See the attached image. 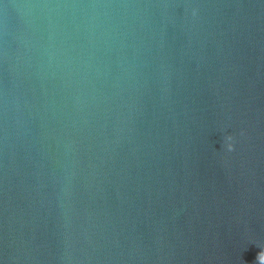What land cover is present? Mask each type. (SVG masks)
Here are the masks:
<instances>
[{"label": "water", "instance_id": "obj_1", "mask_svg": "<svg viewBox=\"0 0 264 264\" xmlns=\"http://www.w3.org/2000/svg\"><path fill=\"white\" fill-rule=\"evenodd\" d=\"M0 264H264V0H0Z\"/></svg>", "mask_w": 264, "mask_h": 264}, {"label": "clouds", "instance_id": "obj_2", "mask_svg": "<svg viewBox=\"0 0 264 264\" xmlns=\"http://www.w3.org/2000/svg\"><path fill=\"white\" fill-rule=\"evenodd\" d=\"M223 149L228 151V152H231L232 151V148H233V144H232V136L231 135H227L224 137V140H223Z\"/></svg>", "mask_w": 264, "mask_h": 264}]
</instances>
